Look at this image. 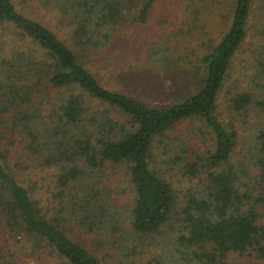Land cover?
Wrapping results in <instances>:
<instances>
[{
    "label": "trees",
    "instance_id": "1",
    "mask_svg": "<svg viewBox=\"0 0 264 264\" xmlns=\"http://www.w3.org/2000/svg\"><path fill=\"white\" fill-rule=\"evenodd\" d=\"M136 1L141 5L130 14ZM155 1L0 0V23L24 40L19 45L14 37L0 36V264H6L5 235L15 241L27 237L60 264H105L97 249L76 237L78 228L104 238L109 233L124 237L117 243L124 264H162L159 258L170 264H218L229 253L247 251L264 257L258 212L264 204V116L256 134L245 139L241 158L233 159L237 117L250 118L254 102L264 107V94L259 100L246 90L231 94L225 100L228 119L218 100L245 38L253 0H235L224 35L194 70L184 71L191 92L175 93L177 101L159 107L108 88L91 70V61L104 49L116 48L127 26L147 20ZM35 11L59 14L61 28L57 24L54 31L34 18ZM259 87L264 93V85ZM187 119H199L210 130L213 147L205 156L191 157L187 140L169 136ZM4 137L9 144L19 139L26 153L27 145L31 155L57 168L56 213L39 205L22 183L21 164L3 147ZM156 146L167 155V164L194 185L186 194L173 187L164 172L168 169L158 166ZM120 163L133 192L125 210L118 208L108 183L102 190L94 187L107 164ZM248 176L253 188L242 182ZM250 190L257 193L255 202ZM166 226L175 234L173 245L163 237Z\"/></svg>",
    "mask_w": 264,
    "mask_h": 264
},
{
    "label": "rangeland",
    "instance_id": "2",
    "mask_svg": "<svg viewBox=\"0 0 264 264\" xmlns=\"http://www.w3.org/2000/svg\"><path fill=\"white\" fill-rule=\"evenodd\" d=\"M234 2L235 0H156L147 20L143 23L134 21L131 26H127L120 33V41L116 48L104 49V54L101 52L97 57L98 60L91 61V70L99 73L102 82L108 88L121 89L128 95L152 106L159 107L175 102L177 101L175 93L186 95L191 92L183 81L184 71L192 68L194 70L195 66L199 65L200 57L224 35L231 22ZM140 5L141 1L132 4L130 14H135ZM41 11L44 13L43 10ZM41 11H35L32 15L36 19L49 23L48 25L57 31L55 25L58 24L60 27L59 14L55 15L52 11L45 12L43 16ZM2 34H4L3 39L14 37L17 40H13L19 45L24 42V40H19L21 37L11 28L0 23V36ZM67 42H70L69 39ZM108 52L109 55H107ZM108 57L112 59L108 60ZM91 59L94 58L91 57ZM263 62L264 0H253L246 23L245 38L233 57L226 82L219 92V106L225 119H228L230 112L225 100H228L231 94L246 90L252 92L257 100L264 94L263 87H259L264 85V72L261 65ZM104 64H110L111 68L104 69ZM252 104L255 107L253 111L258 115L252 112L245 122L240 120L241 117H237L239 144L235 149L233 159L241 158L245 139L251 135L253 137V134L257 132V127L262 124L261 116H264V107L255 102ZM169 136L172 139L176 137L180 140H187L189 143L187 153L191 157L195 156L191 155L194 153L205 156L206 151L213 147L210 130L199 119H187L178 123L169 131ZM3 139V147L9 150L12 161L17 160L21 164L19 175L22 183L34 197L40 200L39 205L50 208L51 213H56L58 205L54 198L59 189L55 183L57 168L45 164L41 158H36L38 155H31L27 145L26 153L19 139H15L13 144H9L6 137ZM156 147L154 153L155 157H158V166L160 165L163 171L168 169L164 172L173 187L180 194H182L181 191L186 194L187 189L194 185L189 183L188 177H184L177 166L167 164L168 157L162 154V147ZM125 172V164H107L102 169V175L100 174V177L94 180H98L94 185L95 188L102 190L103 183H108L114 189L112 197H115L118 208L122 210L131 206L133 201L132 187ZM248 178L251 177H246L242 182H246L249 188H253ZM250 191L254 195L253 201L255 202L258 197L257 193L254 190ZM183 195H179L180 201L184 199ZM258 212L259 222H264V204L259 206ZM120 214L122 216L124 212ZM175 219V217L171 218V222ZM70 225L75 226L72 222ZM164 229L166 230H164L163 237L166 241H172L173 245L175 234L172 232V235L169 234V226ZM77 230L76 237H81V240H85L89 246L97 249L93 250L94 253L101 257L105 264H124L121 262L124 259L121 255V246H117L120 239L123 241L124 237L117 236L116 238L108 232L109 234L104 238L100 232H95L94 236V233H86L81 228ZM25 238L27 237H21L20 241H15L10 237L8 240V235L3 236L4 242H2L6 246L4 248L6 264H60L54 255L48 253V249L32 247L31 242ZM143 256L150 261L149 255L142 254ZM160 260L162 264H170L165 258H159L156 261ZM235 262L264 264V257H259L255 252L247 251L242 255L233 252L218 264ZM151 264H155V261Z\"/></svg>",
    "mask_w": 264,
    "mask_h": 264
}]
</instances>
